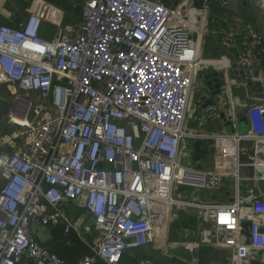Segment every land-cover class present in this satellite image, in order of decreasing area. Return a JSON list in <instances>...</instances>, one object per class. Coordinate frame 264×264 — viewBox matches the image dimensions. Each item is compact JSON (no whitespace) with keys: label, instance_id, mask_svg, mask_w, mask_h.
Here are the masks:
<instances>
[{"label":"built area","instance_id":"2783aa9c","mask_svg":"<svg viewBox=\"0 0 264 264\" xmlns=\"http://www.w3.org/2000/svg\"><path fill=\"white\" fill-rule=\"evenodd\" d=\"M81 3L68 21L61 7L31 0L24 23L0 27V85L22 90L9 119L23 126L0 136V264H66L38 241L60 224L95 252L78 264L97 256L121 264L127 248L153 243L167 225L191 251L229 242L234 260L256 255L264 264L258 29L235 0ZM45 24L55 26L51 37L41 34ZM199 35L216 36L238 67L220 94ZM233 91L244 94L240 106L227 102ZM235 117L247 128L227 133ZM211 119L223 127L205 130ZM205 152L213 170L196 158ZM244 167L254 169L245 189ZM225 192L231 200L222 201ZM193 217L195 226L184 223Z\"/></svg>","mask_w":264,"mask_h":264},{"label":"crops","instance_id":"0c3cea01","mask_svg":"<svg viewBox=\"0 0 264 264\" xmlns=\"http://www.w3.org/2000/svg\"><path fill=\"white\" fill-rule=\"evenodd\" d=\"M54 5L61 7L65 12L66 20H70L73 16L81 14V0H46ZM237 7L246 15V9L252 0H235ZM257 0H255V3ZM31 0H0V27L3 25H11L18 27L24 23L29 17V7ZM247 19V15H246ZM55 26L53 24H45L42 27L41 34L44 37H51L54 34ZM194 42L198 50V54L209 59L212 66L206 75H210L219 79V89L210 88L213 94L221 93V81L224 83H234L238 80V67L234 61V57L228 51L224 50L216 36L214 35H199L194 37ZM264 64V62H263ZM222 68V71H221ZM214 69V71H213ZM224 71V72H223ZM212 87V86H211ZM217 91V92H216ZM22 90L13 84L0 85V136L13 129H22L23 126L12 123L9 119V111L14 106L15 98ZM215 92V93H214ZM226 98H230L227 94ZM244 100V94L239 91H233L232 100L227 102L233 106H240ZM225 125L227 133H240L247 128L245 122L230 121ZM197 125V124H194ZM205 130L214 131L219 127H223L216 120H209L203 124ZM199 128V127H198ZM22 143L21 141L19 144ZM212 151V150H211ZM197 160L203 163L204 168L213 170L214 158L212 153H199L196 156ZM230 179V178H229ZM249 179L247 174L241 183L245 189L246 180ZM228 187H226L227 189ZM206 194L210 192H206ZM225 192V197L222 201L231 200V195ZM79 214V213H78ZM185 224L195 226L197 221L195 218H187ZM43 236L38 238V241L47 246L52 253L62 257L66 264H78L79 259L86 255H95L92 247L85 243L75 232L66 233L62 224L42 229ZM174 225H167L161 229L159 237L151 244L140 247H130L124 252L121 264H140L142 260H151L155 264H260L257 256L253 255L234 260V255L237 247L229 242L220 241L218 243H207L201 246L198 251H191L186 246L177 243L174 240ZM19 264H30L23 260ZM95 264H109L105 259L97 256Z\"/></svg>","mask_w":264,"mask_h":264},{"label":"rangeland","instance_id":"374dc122","mask_svg":"<svg viewBox=\"0 0 264 264\" xmlns=\"http://www.w3.org/2000/svg\"><path fill=\"white\" fill-rule=\"evenodd\" d=\"M246 15H247V20L255 25V27L258 29V31L260 32V34L264 38V6H263V1L257 0V2L255 3V0H252V2L249 3V5L247 6ZM213 71H214V69H213ZM221 71H222V68H221ZM242 159L245 160V157L243 156ZM243 166H244V164H243ZM242 173L247 174V177L249 178L246 180V185H249L250 183H252L253 179L252 180L250 179V174L254 173V169H250L249 167H244ZM257 176L259 178V180H258L259 185L264 188V176H263V174L258 171Z\"/></svg>","mask_w":264,"mask_h":264},{"label":"water","instance_id":"95a60500","mask_svg":"<svg viewBox=\"0 0 264 264\" xmlns=\"http://www.w3.org/2000/svg\"><path fill=\"white\" fill-rule=\"evenodd\" d=\"M263 1V6H264V0H262ZM198 6L199 7H201L202 6V1H199V3H198ZM192 13H194V11H192ZM219 79H215V83L212 85V88H214V89H217V88H219ZM217 92V91H216ZM215 93V92H214ZM246 121V119L244 118V117H240V118H238V117H235V119L233 120V122H245ZM231 123L230 122H228V125H230ZM245 226H247L248 228H250L251 226H252V222L251 221H246L245 223Z\"/></svg>","mask_w":264,"mask_h":264}]
</instances>
